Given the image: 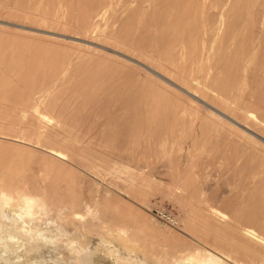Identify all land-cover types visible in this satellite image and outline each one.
Masks as SVG:
<instances>
[{
    "label": "rangeland",
    "instance_id": "rangeland-1",
    "mask_svg": "<svg viewBox=\"0 0 264 264\" xmlns=\"http://www.w3.org/2000/svg\"><path fill=\"white\" fill-rule=\"evenodd\" d=\"M202 1L0 0V120L2 121H0V151L10 152L18 160L27 159L28 164H33L31 166L34 168L31 170L35 173L38 167L34 165L40 164L39 170L49 172L46 179L48 182L63 174L70 180L74 178L72 181L79 190L89 188L90 194L92 190L96 192L99 186L106 221L109 220L110 224H118L116 226L123 231L121 235L114 231L106 236L105 229L109 227V224H106L107 227L104 225L105 228H99L96 233L81 234L73 229L67 232L54 213L48 212L38 220L29 215L24 206L15 202L2 207L4 218H0L1 223L7 226L13 224V228L17 230L23 225L35 230L37 241L71 254L88 264H161L171 260L179 251L197 253L198 249L202 248L218 255L229 264H240L228 256L233 253L231 247L221 249L220 244H216L212 229L222 223L220 220L227 221L231 205L238 206L240 201L238 191L241 193V190L238 189L236 181L241 174L242 178H240L243 180L249 176L248 173L252 168L260 171L255 187L264 188L262 143L264 125L249 119L244 112L245 109L235 108V103L232 107L223 106L224 103L221 104L212 87L216 83L215 76L227 78L235 71L232 64L237 60V56L250 58L245 55L247 45L240 39L242 31L248 32L252 29L245 27L247 22L243 23L242 27L239 25L236 27L233 18L243 13L240 10L242 3L234 6L236 2H232L225 7L227 33L224 30L225 33L220 34L222 38L220 39L219 36L216 43L213 42L212 34H208L210 24L208 19L211 12L216 14L214 11L218 9V2L217 0ZM234 8H237L235 13L231 12ZM208 13L210 15H207ZM206 15L209 17L206 18ZM229 21L230 23L233 21L234 25ZM201 31H204V35ZM255 34L261 35L264 39V34L257 32ZM209 38L212 40L211 43L208 42ZM226 39L232 42L229 43ZM182 43L187 45H180ZM235 43H239L241 47H238L239 44L234 46ZM180 46L185 47L181 49ZM133 47L137 49L136 52ZM209 51L212 54H209ZM149 52L153 54L154 59L157 56V63L151 55H147ZM221 53L223 59L226 57L229 62L221 59ZM233 55L234 58H231ZM200 57L201 59L204 57L205 63L200 62ZM160 60L164 63H159ZM212 60L216 62L215 65ZM198 62L201 66L204 64L201 69L199 68L200 70H197L200 66ZM156 65H160L163 69L160 70ZM168 65L177 68L179 72L183 69L188 71L195 68L197 71H194L199 75V79L193 82L197 85L196 89L191 87L190 83L181 80L176 73H172L174 71L168 68ZM184 66L188 68L185 69ZM205 66L211 69L208 70L204 68ZM204 71L206 73H203ZM207 77H210L209 80ZM199 80L204 82L200 81L202 82L200 84ZM258 86L256 95L264 94V81ZM53 91L57 93L51 95ZM40 94L42 95L39 96ZM31 97L36 98L32 100ZM35 100L40 102L36 103ZM52 104L56 107L54 108ZM217 109L226 114V118L232 120L236 126L239 125L238 127L244 129L246 134L237 131L229 123L219 120L213 114V112L219 113ZM39 110L43 111L39 112ZM42 114H45L46 119ZM17 115L21 116L18 122ZM60 115L61 118L64 117L60 119L64 120L63 122H58L57 117L60 118ZM26 117L32 119L29 120L31 123ZM47 118H51L54 123ZM26 120L28 124H24ZM70 123L72 127L77 124L76 129L71 127L70 130L68 125ZM7 130H11L10 135ZM18 132L20 136L17 135ZM23 132L26 135H21ZM53 132L55 137L59 134L58 137L62 135L60 138L67 137L71 140L79 138L81 143L84 141V145H88L94 155H99L101 158L98 159L95 155L91 160H86L59 145L55 146L66 152L67 157H56L53 149H50L49 144L46 143L48 139L43 136L49 134L54 136ZM27 133L31 136L29 137ZM247 134L260 140L251 138ZM33 151L37 153L36 157ZM259 157H263V162H257ZM33 161H36V164ZM65 165L68 167L66 168ZM118 166L122 167L123 171L120 177L105 176L113 170V167ZM187 169H189L188 173ZM252 185L250 188L253 189ZM92 186L97 188L93 189ZM95 192L92 194L97 196ZM236 192L237 195L234 194ZM224 193L226 194L223 195ZM236 198L238 202L234 200ZM220 201L221 203L223 201V205ZM241 204L247 205L251 210L256 208L254 203L247 199ZM109 217L110 219L113 217V220ZM122 239L127 240L126 244L121 241ZM77 248L79 252L77 250L76 253L74 249Z\"/></svg>",
    "mask_w": 264,
    "mask_h": 264
},
{
    "label": "bare ground",
    "instance_id": "bare-ground-1",
    "mask_svg": "<svg viewBox=\"0 0 264 264\" xmlns=\"http://www.w3.org/2000/svg\"><path fill=\"white\" fill-rule=\"evenodd\" d=\"M201 2H203L201 0ZM217 6L218 9L214 11V13L216 14H212L211 15L208 13L207 15H210V18L208 20H210V24H209V31L208 34L211 35L212 34V40L213 42H215L219 36L220 39L222 38V32H224V30L226 29V20H227V8H225L226 6H228L229 3L232 2H236L234 4V6L240 5L241 3V12L240 15L235 16L233 18V20H235V25L236 27L239 25V27L247 22V26L245 27H250V29H252L251 31L248 30V32L246 31H242L239 32L241 33V41L243 42V44L247 45V54L250 58L247 59L246 57H238L237 56V60L232 64L233 67H235V71L232 74H229L227 78H220L218 76H215V82H213L214 86L216 88H214V86L212 87V89L214 90L217 98L221 101V104L226 106V108L228 106L232 107V105H234V103L236 104L235 108L239 107V108H244L245 109V114L246 116L251 119L254 122H260L262 123V125H264V94L262 95H256V91H257V87H259L258 85L261 84L264 81V39L260 36H257L255 34V32L261 34H264V0H217ZM70 3V2H69ZM181 3V2H180ZM214 3V2H213ZM97 5V4H96ZM95 5V6H96ZM180 6H182L181 4H179ZM199 5V3H198ZM201 6V5H200ZM198 7V6H197ZM208 8V7H207ZM213 8V7H212ZM238 8V7H237ZM237 8H234L231 12H236ZM179 9V8H178ZM190 9L191 6H190ZM209 9V8H208ZM231 9V8H229ZM239 9V8H238ZM199 9H197L198 12ZM226 10V11H225ZM239 10V12H240ZM225 11V12H224ZM190 12V11H189ZM196 12V14H197ZM210 12V11H208ZM238 13V11H237ZM206 14V13H205ZM206 15V18L209 17ZM231 15V14H230ZM237 15V14H236ZM234 16V15H233ZM205 18V20H206ZM229 18V17H228ZM89 19V18H88ZM198 19V17H197ZM230 20V19H228ZM204 21V20H203ZM189 22V21H188ZM198 22V21H197ZM205 22V21H204ZM88 23V22H87ZM150 23V22H149ZM207 24V22H205ZM204 23V24H205ZM230 23V21H229ZM233 23V21H232ZM230 23V24H232ZM153 24V23H151ZM203 24V25H204ZM234 25V23L232 24ZM196 26V25H195ZM206 26V25H205ZM208 26V24H207ZM80 27V26H79ZM188 27V26H187ZM203 27V26H202ZM201 27V28H202ZM234 27V26H233ZM242 27V26H241ZM186 28V27H185ZM208 28V27H207ZM187 29V28H186ZM198 29L199 26H198ZM249 29V28H248ZM79 30V29H78ZM193 30L195 31V28L193 27ZM204 30V29H203ZM153 31V30H152ZM199 31V30H198ZM206 31V30H205ZM202 32V31H201ZM226 32V30H225ZM224 32V33H225ZM233 32V31H232ZM236 32V31H235ZM261 32V33H260ZM195 33V32H194ZM197 33V31H196ZM204 35V31L202 32ZM227 33V32H226ZM186 34V33H185ZM200 34V33H199ZM221 34V35H220ZM258 34V35H259ZM154 35V33L152 34ZM230 35V34H227ZM108 36V35H107ZM195 36V35H193ZM200 36V35H199ZM207 36V35H206ZM233 36L234 33H233ZM198 37V36H197ZM201 37V36H200ZM205 38V36H203ZM210 37V36H209ZM231 37V35L229 36ZM264 37V35H263ZM141 38V37H139ZM138 38V39H139ZM203 38V39H204ZM228 38V37H227ZM232 38V37H231ZM157 39V38H156ZM160 39V38H159ZM158 39V41H159ZM194 39V38H193ZM219 39V40H220ZM151 40H152V36H151ZM201 40V39H200ZM210 40V38L208 39ZM207 40V41H208ZM208 41L211 43V41ZM228 40V39H226ZM115 41V40H114ZM157 41V42H158ZM187 41V40H186ZM203 40H201L202 42ZM229 41V40H228ZM238 41V40H236ZM120 42V41H119ZM196 42V41H195ZM200 42V43H201ZM204 42V41H203ZM221 42V40H220ZM232 41H229V43ZM233 42H235V40L233 39ZM240 42V41H239ZM242 42L240 43L242 45ZM141 43V42H140ZM156 43V42H155ZM159 43V42H158ZM216 43V42H215ZM225 43V42H224ZM228 43V42H227ZM226 43V44H227ZM228 43V44H229ZM152 44V43H151ZM160 44V43H159ZM165 44V42L163 43ZM189 44V43H188ZM194 44V43H193ZM205 44V43H204ZM203 44V46H204ZM220 44V43H219ZM227 44V46H228ZM233 44V43H231ZM236 44L239 43H235L234 46ZM239 44L238 47H241V45ZM147 44H145L146 46ZM169 45V44H168ZM180 45H185V44H180ZM187 45V44H186ZM185 45V46H186ZM195 45V44H194ZM193 45V46H194ZM210 45V44H209ZM225 45V44H223ZM127 46V45H126ZM159 46V45H158ZM162 46V45H161ZM164 46V45H163ZM185 46H182V48H184ZM202 46V45H201ZM200 46V47H201ZM214 46V45H213ZM212 46V47H213ZM226 46V45H225ZM237 46V45H236ZM206 47V46H205ZM220 47V46H219ZM224 47V46H223ZM134 48V47H133ZM147 48V47H146ZM145 48V49H146ZM154 48V46H153ZM181 48V46H180ZM181 48V49H182ZM187 48V47H186ZM185 48V49H186ZM208 48V46H207ZM206 48V49H207ZM211 48V46H210ZM222 48V45H221ZM225 48V47H224ZM135 49V48H134ZM159 49V48H158ZM163 49V48H162ZM180 49V50H181ZM195 49V48H194ZM205 49V50H206ZM137 49H135L134 51L136 52ZM149 50V49H148ZM223 50V49H222ZM221 50V51H222ZM226 50V49H225ZM231 50V49H230ZM236 50V49H234ZM244 50H246L244 48ZM141 51V50H140ZM160 51V50H159ZM195 51V50H194ZM213 51V50H212ZM217 51V50H216ZM227 51V50H226ZM242 51V50H241ZM152 52V51H151ZM158 52V51H157ZM177 52V51H176ZM185 52V50H184ZM183 52V53H184ZM203 52V51H202ZM214 52V51H213ZM223 52V51H222ZM211 52L209 51V54ZM224 53V52H223ZM229 53V51H228ZM242 53V52H241ZM158 54V53H157ZM175 54V53H174ZM173 54V55H174ZM181 54V51L180 53ZM203 54V53H202ZM201 54V55H202ZM212 54V53H211ZM215 54V53H213ZM218 54V52H217ZM148 56L153 54H150V52L147 54ZM186 55V54H185ZM196 55V54H195ZM206 56V53L204 54ZM216 55V54H215ZM222 55V53H221ZM227 55V54H226ZM161 56V55H160ZM203 56V55H202ZM225 56V53H224ZM115 57V56H114ZM157 56L152 57V59L155 60V63H157L156 58ZM183 57V56H180ZM194 57V56H193ZM213 57V56H212ZM216 57V56H215ZM228 57V56H227ZM230 57V56H229ZM162 58V57H161ZM160 58V59H161ZM234 58V55L233 57ZM180 59V58H179ZM193 59V58H192ZM204 59V57L201 59L200 57V62H202ZM207 59V58H206ZM222 60L226 59V57L223 59V55L221 57ZM220 59V60H221ZM158 60V59H157ZM183 60V58L181 59ZM214 60V59H213ZM212 60V61H213ZM216 60V59H215ZM228 61V59H226ZM172 61V60H171ZM195 61V59H194ZM163 61H159V63H161ZM178 62V61H177ZM188 62V61H187ZM209 62V61H208ZM206 62V63H208ZM225 62V61H224ZM229 62V61H228ZM231 62V60H230ZM151 63H154V61ZM164 63V62H163ZM196 63V62H195ZM194 63V64H195ZM199 63V62H198ZM202 63H205L204 61ZM214 63V61H213ZM212 63V64H213ZM216 63V62H215ZM215 63L213 65H215ZM140 64V63H139ZM171 64V63H170ZM173 64V62H172ZM187 64V63H186ZM209 64V63H208ZM211 64V62H210ZM228 64V63H227ZM153 65V64H152ZM200 66L197 67V70H200V67H203L204 64L199 63ZM136 66V65H135ZM154 66V65H153ZM160 70L161 66H163V64L160 66ZM156 65V67H158ZM189 66V65H188ZM210 66V65H208ZM207 66V67H208ZM225 66V65H224ZM229 66V65H228ZM227 66V67H228ZM155 67V68H156ZM168 68L170 67L169 65L167 66ZM166 67V68H167ZM194 67V66H193ZM226 67V66H225ZM225 67L222 66V68L225 69ZM180 68V67H179ZM185 68V66H184ZM188 67H186L185 69H187ZM200 68V69H199ZM206 68V66L204 67ZM170 69L174 72L172 73H176V75L180 76V79L183 81H186L187 83H190L194 89H196L195 87L197 86L195 83H193L196 79L198 78V73H196L195 68H192L188 71H183L179 72L178 70H176L175 68L170 67ZM208 69V68H206ZM211 68L209 67L208 70H210ZM215 69V68H214ZM228 69H230L228 67ZM182 70V69H181ZM195 70V71H194ZM205 70V69H204ZM219 70V69H217ZM227 70V69H226ZM225 70V71H226ZM207 71V70H206ZM206 71H204L203 73H206ZM212 71V70H211ZM220 71V70H219ZM15 72V71H14ZM214 72V71H213ZM41 73V72H40ZM200 73V71H199ZM202 73V74H203ZM208 73V72H207ZM12 74V73H11ZM201 74V76H202ZM211 74V73H210ZM219 74V73H218ZM207 75V74H206ZM209 75V74H208ZM207 75V76H208ZM261 75V76H260ZM51 76V75H50ZM131 76V75H130ZM205 76V74H204ZM203 76V77H204ZM148 77V76H147ZM212 77V76H210ZM209 77V78H210ZM41 78V77H40ZM154 78V77H153ZM171 78V77H170ZM208 78V77H207ZM208 78V80H209ZM46 79V78H45ZM54 79V78H53ZM201 79V78H200ZM205 79V78H203ZM63 80V79H62ZM132 80V79H130ZM159 80V79H158ZM206 80V79H205ZM207 80V81H208ZM40 81V80H39ZM42 81V80H41ZM64 81V80H63ZM202 81L204 82V80H199V82ZM212 81V79H211ZM43 82V81H42ZM59 82V81H58ZM61 82V81H60ZM59 82V83H60ZM198 82V83H199ZM200 82V84L202 83ZM63 83V82H62ZM67 83V82H66ZM183 83V82H182ZM207 83V82H206ZM54 84V83H53ZM50 84V85H53ZM165 84V83H164ZM212 83H209V85H211ZM212 84V85H213ZM31 85V84H30ZM211 85V86H212ZM27 85H25L26 87ZM47 87L50 88V86L46 85ZM57 86V85H56ZM261 86V85H260ZM46 87V88H47ZM68 87V86H67ZM113 87V86H112ZM204 88H207V86H203ZM210 87V86H209ZM208 87V88H209ZM262 87V86H261ZM56 88V87H55ZM53 88V89H55ZM170 88V87H168ZM32 89V88H31ZM26 90V89H25ZM169 90V89H168ZM31 92V90H29ZM156 91V90H155ZM173 90H171L172 92ZM10 92V91H9ZM46 92V91H45ZM57 93V91H53L51 95ZM212 92V90H211ZM246 92V93H245ZM248 92V93H247ZM203 93V92H201ZM34 94V93H32ZM114 94V93H113ZM199 94V93H198ZM214 94V93H213ZM215 94L213 96H215ZM245 94V96H243ZM248 94V95H247ZM35 95V94H34ZM42 94H40L39 96H41ZM50 95V94H49ZM50 95V98L52 97ZM200 95V94H199ZM242 95V96H241ZM183 96V95H182ZM216 96L214 97L217 101ZM45 97V96H44ZM181 97V96H180ZM36 98V97H35ZM34 98V99H35ZM49 98V97H48ZM130 98V96H129ZM32 99V97H31ZM32 99V100H34ZM205 99V98H203ZM42 100V99H41ZM45 100V99H44ZM184 100V99H183ZM218 100V101H219ZM48 101V100H46ZM36 102V100H35ZM40 102V101H38ZM36 102V103H38ZM10 103V102H9ZM34 103V101L32 102V104ZM43 103V102H42ZM48 103V102H47ZM220 103V102H219ZM45 104V101H44ZM50 104V103H49ZM24 105V104H23ZM48 105V104H47ZM54 107V104H52ZM51 105V106H52ZM188 105V104H187ZM25 106V105H24ZM65 106V105H64ZM16 107V106H15ZM19 107V106H18ZM23 107V106H21ZM27 107V106H26ZM36 107V106H35ZM50 107V106H49ZM56 107V106H55ZM54 107V108H55ZM107 107V106H106ZM104 107V108H106ZM25 108V107H24ZM23 108V109H24ZM32 108H34L32 106ZM31 108V111H32ZM46 108V107H44ZM52 108V107H51ZM73 108V107H72ZM92 108V107H91ZM238 108V110H240ZM8 109V108H7ZM11 109V108H10ZM17 108H15L16 110ZM42 109V108H41ZM87 109V108H86ZM123 109V108H122ZM192 109V108H191ZM25 110V109H24ZM45 110V109H44ZM53 110V109H52ZM71 110V109H70ZM106 110V109H105ZM104 110V111H105ZM193 110V109H192ZM218 110V109H217ZM7 111V110H6ZM43 111V110H39ZM73 111V110H72ZM78 111V110H77ZM219 111V110H218ZM16 112V111H15ZM7 113V112H6ZM45 113V112H44ZM88 113V112H87ZM99 113V112H97ZM135 113V112H134ZM8 114V113H7ZM21 114V113H20ZM27 114V113H26ZM29 114V113H28ZM41 114V113H39ZM64 114V113H63ZM170 114V113H169ZM204 114V113H203ZM213 114L219 118V120L226 122L227 124L229 123L232 127H234L235 129H237V131L241 132V133H245L246 131L243 129H241L240 127L236 126L235 123L232 122V120L227 119L226 114H224L223 112L219 111V113L213 112ZM223 114V115H222ZM10 115V114H9ZM16 115V113H15ZM45 117V114H42ZM102 115V114H101ZM213 115V116H214ZM19 116V115H17ZM33 116V115H32ZM31 116V117H32ZM37 116V115H36ZM48 116V115H47ZM94 116V115H93ZM103 116V115H102ZM15 117V116H14ZM13 117V119H14ZM21 116H19L17 119V122L20 121ZM53 117V116H52ZM69 118V116H67ZM104 117V116H103ZM163 117V116H162ZM215 117V118H216ZM28 119V121L31 119H29V117H26ZM64 118V117H62ZM60 118L57 117L58 122L62 121ZM213 118V117H212ZM15 119V120H16ZM34 119V118H33ZM40 119V118H39ZM51 118H47L48 121L52 122ZM56 119V120H57ZM67 119V118H66ZM128 119V118H126ZM233 119V118H232ZM32 120V119H31ZM68 120V119H67ZM66 120V121H67ZM162 120V119H161ZM171 120V119H170ZM213 120V119H212ZM1 121V120H0ZM26 120V122L24 121V124H26L28 122ZM47 121V122H48ZM64 121V120H63ZM62 121V122H63ZM73 121V120H72ZM214 121V120H213ZM234 121V120H233ZM2 122V121H1ZM17 122H13L15 124H18ZM30 122V121H29ZM46 122V123H47ZM133 122V121H132ZM147 122V121H146ZM235 122V121H234ZM21 123V122H20ZM31 123V122H30ZM29 123V124H30ZM33 123V122H32ZM54 123V121L52 122ZM66 123V122H65ZM64 123V126H65ZM73 123V122H72ZM79 123V122H76ZM215 123V122H214ZM220 123V121H219ZM14 124V125H15ZM24 124H20V125H24ZM28 124V123H27ZM35 124V123H34ZM67 124V123H66ZM218 124V122H217ZM216 124V125H217ZM9 125V124H7ZM60 125V124H59ZM63 125V124H62ZM70 125L69 128L71 130V123L68 124ZM77 125V124H75ZM75 125L72 127L74 128ZM27 126V125H25ZM35 126V125H34ZM39 126V125H38ZM79 126V125H78ZM195 126V125H194ZM40 127V126H39ZM37 127V128H39ZM42 127V126H41ZM40 127V128H41ZM52 127V126H51ZM67 127V126H65ZM77 127V126H76ZM76 127L74 129H76ZM82 127V126H81ZM159 127V126H158ZM205 127V126H204ZM262 127V126H261ZM9 128V127H6ZM35 128V127H34ZM62 128L65 130V128L62 126ZM84 128V127H83ZM169 128V127H168ZM212 128V127H211ZM219 128V127H218ZM10 129V128H9ZM8 129V130H9ZM46 129V128H44ZM56 129V128H55ZM59 129V128H57ZM61 129V128H60ZM79 129V128H78ZM159 129V128H158ZM201 129V128H200ZM240 129V130H239ZM7 130V131H8ZM14 130V128H13ZM12 130V132H13ZM34 130V129H33ZM73 130V129H72ZM84 130V129H83ZM86 130V129H85ZM195 130H197V128H195ZM6 131V130H5ZM11 131V130H10ZM10 131H8L7 133H9ZM25 131V130H24ZM32 131V130H31ZM45 131V130H44ZM50 131V130H49ZM61 131V130H60ZM67 131V130H66ZM141 131V130H140ZM163 131V130H162ZM15 132V130H14ZM13 132V134H15ZM21 132V131H20ZM47 132V130L45 131ZM65 132V131H64ZM81 132V131H80ZM83 132V131H82ZM1 133V132H0ZM6 133V132H5ZM11 133V132H10ZM10 133L8 135H10ZM19 133V132H18ZM25 132L21 133V135H26ZM50 133V132H48ZM54 133V132H53ZM70 133V132H69ZM87 133V130H86ZM109 133V132H108ZM141 133V132H140ZM149 133V132H148ZM217 133V132H216ZM259 133V132H258ZM28 134V133H27ZM68 134V133H67ZM84 134V133H83ZM82 134V135H83ZM110 134V133H109ZM136 134V133H135ZM246 134V133H245ZM250 134V133H249ZM20 136V133L17 134ZM41 135V134H40ZM72 135V134H70ZM218 135V134H217ZM248 135V134H247ZM29 136V134H28ZM28 136H22V137H27ZM31 136V135H30ZM29 136V137H30ZM46 136L47 142L49 144V148L53 149L54 154L56 157L58 158H65L67 157V153L62 151V149H57V145H59L60 147H63L65 149H67V151H70L72 153H76L79 154V156H82L84 159L86 160H91L92 156L94 157V153L91 152L90 148L88 147V145H84V141L81 143V140L75 139V140H71L68 139L67 137L64 138H60L62 137V135L60 137L59 134L58 136L56 135L55 137V133L54 136L51 134L49 135H43ZM74 136V135H73ZM80 136V135H79ZM87 136V135H86ZM101 136V135H100ZM212 136V135H211ZM251 138H255L256 140H258L256 137H252V135H248ZM12 137H14L12 135ZM77 137V136H76ZM160 137V135H159ZM200 137V136H199ZM222 137V136H220ZM259 137V136H258ZM26 138V139H27ZM73 138V137H72ZM85 138V136H84ZM103 138V137H102ZM109 138V137H108ZM210 138V137H209ZM250 138V139H251ZM36 139V138H35ZM39 139V138H37ZM160 139V138H159ZM228 139V138H227ZM226 139V141H227ZM254 139V140H255ZM29 140V139H28ZM41 140V139H40ZM45 140V141H46ZM87 140V139H86ZM98 140H99V136H98ZM115 140V139H114ZM135 140V139H134ZM146 140V139H145ZM144 140V141H145ZM255 140V141H256ZM260 140V139H259ZM30 141V140H29ZM38 141V140H36ZM106 141V140H105ZM221 141V140H219ZM230 141V140H229ZM236 141V140H235ZM31 142H33V140L31 139ZM42 142V141H41ZM40 142V143H41ZM44 142V141H43ZM87 142V141H86ZM85 142V143H86ZM95 142V140H94ZM101 142V141H100ZM104 142V139L103 141ZM140 142V141H139ZM257 142V141H256ZM37 144V142H35ZM45 143V142H44ZM42 143V144H44ZM147 144V142H145ZM144 143V144H145ZM204 143V142H203ZM206 143V142H205ZM222 143V142H220ZM264 145V142H262ZM78 144H80V146H78ZM105 144V143H104ZM109 144V143H108ZM138 144V143H137ZM231 144V143H230ZM8 145V144H7ZM46 145V144H45ZM56 145V146H55ZM118 145V144H117ZM205 145V144H204ZM255 145H257L255 143ZM261 145V143H260ZM17 146V145H16ZM15 146V147H16ZM21 146V145H19ZM43 146V145H42ZM58 146V147H59ZM96 146V145H93ZM112 146V145H111ZM130 146V144H129ZM146 146V145H145ZM209 147V144L207 145ZM230 146V145H229ZM24 147V146H23ZM47 147V146H46ZM79 147V148H78ZM17 148V147H16ZM15 148V149H16ZM25 148V147H24ZM30 148V147H29ZM95 148V147H94ZM92 147V149H94ZM148 148V147H147ZM183 148V147H182ZM210 148V147H209ZM243 148V147H242ZM247 148V145H246ZM3 149V148H2ZM14 149V150H15ZM42 149V148H41ZM110 149V148H109ZM118 149V148H117ZM149 149V148H148ZM185 149V148H184ZM221 149V148H220ZM219 149V150H220ZM22 150V149H21ZM21 150L19 153H21ZM33 150V148H32ZM96 150V149H94ZM93 150V151H94ZM163 150V149H162ZM218 150V149H217ZM259 150V149H258ZM5 151V150H4ZM12 151V150H11ZM28 151V150H27ZM36 151V150H34ZM33 151V152H34ZM97 151V150H96ZM100 151V150H99ZM130 151V150H129ZM198 151V150H197ZM244 151V148H243ZM246 151V150H245ZM16 152V150H15ZM23 152V150H22ZM32 152V151H31ZM39 152V151H38ZM83 153H87L82 154ZM95 152V151H94ZM108 152V150H107ZM111 152V151H109ZM233 152V151H232ZM235 152V151H234ZM239 152V151H238ZM28 153V152H27ZM101 153V152H99ZM130 153V152H129ZM160 153V152H159ZM249 153V152H248ZM30 154V153H29ZM40 154V153H39ZM107 154V153H106ZM166 154V153H165ZM243 154V153H241ZM34 155L36 157L37 153L34 152ZM43 155V154H41ZM45 155V154H44ZM43 155V156H44ZM73 155V154H72ZM75 155V154H74ZM102 155V154H100ZM104 155V154H103ZM169 155V154H168ZM199 155V154H198ZM252 155V153H251ZM27 156V155H26ZM48 156V155H46ZM119 156V155H118ZM229 156V155H228ZM19 157V156H17ZM29 156H27L28 158ZM42 157V156H41ZM100 157L99 155H96V158ZM105 157V156H104ZM181 157V156H180ZM240 157V156H239ZM251 157V156H250ZM54 158V157H53ZM70 158V155H69ZM101 158V157H100ZM111 159H113V157H110ZM119 158V157H118ZM194 158V157H193ZM17 159V158H16ZM10 152H1L0 151V218H4V214L1 211L2 207L6 204H10L11 202H15L20 206H24V209L28 212L29 215H31L32 217H34L35 219L41 218L42 215L49 213H54L57 218L59 219V221L61 222L62 225L65 226V230L70 231L71 229L77 230V232H81L82 233H93V232H98L99 228H105L104 225L109 224V227H107L106 225V229H105V233L106 236L112 234L114 231L120 233H122V229H120L118 226V224H110L108 223V221H106L105 217L106 215L103 213L105 211V209L103 208V204L101 203V194H100V188L99 186H95V188H97L96 192L94 190H92L93 192H95L94 196L92 193L90 194V191L88 190L89 188H84L82 190H79L78 187L75 185V183L73 182L74 178H72V180L68 179L67 175H63L60 174L58 177H56L55 179L52 180V182H48L46 179H48V175L49 172H43L42 170H39V166L40 164H38L39 166L34 165L36 168L38 167L37 172L35 173L32 166L33 164L27 163V159H17L16 160ZM29 159V158H28ZM33 159V158H32ZM99 159V158H98ZM103 159V158H102ZM131 159V158H130ZM172 159V158H171ZM170 159V160H171ZM251 159V158H250ZM249 159V160H250ZM69 160V159H68ZM114 160V159H113ZM127 160V159H126ZM18 161V163H17ZM42 161V160H41ZM61 161V160H60ZM59 161V163H60ZM70 161V160H69ZM193 161V160H192ZM251 161V160H250ZM263 162V157H259V159L257 160V162ZM32 162V161H31ZM34 162V161H33ZM36 162V161H35ZM34 162V164H36ZM68 162V161H67ZM180 162V161H179ZM226 162V161H225ZM39 163V162H38ZM44 163V162H42ZM69 163V162H68ZM129 163V162H128ZM194 163V162H193ZM64 164V163H63ZM121 164V163H120ZM231 164V163H230ZM62 165V164H61ZM68 165V164H66ZM65 165V166H66ZM129 165V164H128ZM228 165V163H227ZM44 166V165H43ZM46 166V164H45ZM53 166V163H52ZM68 166H66L67 168ZM70 167V166H69ZM173 167V166H172ZM192 167V166H191ZM217 167V166H216ZM235 167V166H234ZM239 167V166H238ZM55 168V167H54ZM72 168V167H70ZM132 168V166H131ZM181 168V167H180ZM264 168V167H263ZM124 169V168H123ZM134 169V168H133ZM71 170V169H70ZM126 170V169H125ZM189 169H187V173ZM34 171V172H33ZM194 171V170H193ZM208 171V170H207ZM249 171V170H248ZM259 172L260 171H255L254 168H252V170L250 171L249 176H244L245 180H241V176L242 174L238 177L236 184L238 185V189L241 190L239 194H240V201L238 202V198L234 199L237 200L238 202V206L232 207L231 205V211L229 209V218L227 219V221H223L220 220L222 223L217 224L215 227H213L212 229V236H214V241L220 244L221 249H224L222 247H231V250H233L232 254H229L228 256L231 258H234L238 263L240 264H264V188H260L258 189L257 187H255L257 184V177H259ZM96 173V172H95ZM123 173L122 171V167L118 166L117 168L113 167V170L108 173L105 174L106 177H111L113 176L114 178H118V176L120 177V175ZM130 173V172H129ZM134 173V172H133ZM178 173V172H177ZM186 173V172H185ZM246 173V172H245ZM227 174V173H226ZM262 174V173H261ZM69 175L71 176V172L69 173ZM173 175V174H172ZM131 176V175H129ZM135 176V175H134ZM133 176V177H134ZM261 176V175H260ZM75 177V176H74ZM123 177V176H121ZM178 177V176H177ZM180 177V176H179ZM207 177V176H206ZM241 177V178H240ZM82 178V177H81ZM105 178V177H104ZM185 178V177H184ZM208 178V177H207ZM78 179V178H77ZM124 179V178H123ZM132 179V177H131ZM172 179V178H171ZM175 179V178H174ZM177 179V178H176ZM179 179V178H178ZM205 180V177L203 178ZM92 180V179H91ZM127 180V179H126ZM194 180V179H193ZM210 180V179H209ZM264 180V179H263ZM262 180V181H263ZM93 181V180H92ZM115 181V180H114ZM180 181V180H179ZM178 181V182H179ZM185 181V180H184ZM187 181V180H186ZM207 181V180H206ZM243 181V182H242ZM82 182V180H81ZM190 182V181H189ZM194 182V181H193ZM192 182V183H193ZM208 182V181H207ZM83 183V182H82ZM77 184V183H76ZM136 184V183H135ZM139 184V183H138ZM186 184H188L186 182ZM195 184V183H194ZM253 184V185H252ZM94 185V184H93ZM96 185H98V183H96ZM202 185V184H201ZM205 185V184H204ZM233 185V182H232ZM235 185V184H234ZM250 185H252L250 188ZM261 185V182H260ZM83 186V185H82ZM187 186V185H186ZM196 186V185H195ZM225 186V185H222ZM228 186V185H227ZM189 187V185H188ZM260 187V186H259ZM93 188V186H92ZM93 188V189H95ZM199 188V187H198ZM225 188V187H224ZM229 188V187H228ZM189 189V188H188ZM203 189V188H202ZM235 189V188H234ZM237 189V190H238ZM252 189V190H251ZM231 190V188H230ZM233 190V189H232ZM200 191V190H199ZM111 192V191H110ZM109 193V192H108ZM196 193V192H195ZM229 193V192H228ZM192 194V193H191ZM191 194L189 196H191ZM226 193H224L223 195H225ZM235 195H237V192L234 193ZM231 195V194H230ZM200 196V195H199ZM106 197V196H105ZM193 197V195H192ZM237 197V196H236ZM203 198V197H202ZM235 198V196H234ZM247 199L248 201H252L255 205L256 208L254 209H250L249 207H247V205L242 206V202ZM188 200V199H187ZM199 200V199H198ZM219 201V200H218ZM221 203V201H220ZM223 203V201H222ZM221 203V204H222ZM246 204V203H245ZM252 204V203H251ZM223 205V204H222ZM215 206V205H214ZM218 207V206H217ZM199 208V207H198ZM204 209V208H203ZM205 210V209H204ZM209 210V209H208ZM227 210V209H226ZM82 211H84V213H82ZM212 212V211H211ZM214 212V211H213ZM226 212V211H225ZM224 212V213H225ZM228 212V211H227ZM231 212V213H230ZM115 213V212H114ZM204 213V212H203ZM209 213V212H208ZM6 214V213H5ZM121 213H119L120 215ZM212 214V213H211ZM223 214V213H221ZM226 214V213H225ZM131 215V214H130ZM134 215V214H133ZM224 215V214H223ZM222 215V216H223ZM108 216V215H107ZM118 216V215H117ZM123 216V215H122ZM217 216V215H216ZM220 216V215H219ZM120 217V216H119ZM128 217V215L126 216ZM215 217V216H213ZM224 217V216H223ZM56 218V217H55ZM118 218V217H117ZM125 218V217H124ZM218 218V216L216 217ZM221 218V217H220ZM110 219V217H109ZM116 219V218H115ZM114 219V220H115ZM127 219V218H126ZM222 219V218H221ZM113 220V217L112 219ZM124 220V219H123ZM132 220V219H131ZM203 220V219H202ZM117 221V220H116ZM125 221V220H124ZM129 222V221H128ZM134 222V221H133ZM1 223V222H0ZM126 223V221H125ZM130 223V222H129ZM192 223V222H191ZM197 223V222H195ZM3 224V223H2ZM5 225V224H4ZM11 226H7L9 228H13V224H10ZM121 225V223H119V226ZM127 225V224H126ZM131 225V223H130ZM135 226V225H134ZM29 227V226H28ZM31 227V226H30ZM98 227V228H97ZM121 227V226H120ZM133 227V226H132ZM195 227V226H194ZM134 228V227H133ZM15 229V228H13ZM19 229V228H18ZM70 229V230H69ZM17 230V229H15ZM21 230V231H19ZM18 231L28 235L32 238L35 239V237L37 236V232H35V230L33 231L30 228H26L24 225L23 227H20ZM130 230V229H129ZM133 230V229H132ZM206 230V229H205ZM102 231V230H100ZM206 232V231H205ZM116 233V234H118ZM131 233V230H130ZM101 234V233H100ZM210 234V231H209ZM79 235V234H78ZM104 235V234H103ZM115 235V233H114ZM211 235V234H210ZM105 236V235H104ZM119 236V235H118ZM103 237V236H102ZM116 237V236H115ZM126 237V236H125ZM107 238V237H106ZM127 239V238H124ZM129 239V238H128ZM127 239V240H128ZM37 240V239H36ZM127 240H121L124 241L126 244ZM131 240V239H130ZM200 241V240H199ZM202 241V240H201ZM206 244V243H205ZM124 245V243H123ZM72 246V245H71ZM127 247V246H126ZM80 248V247H79ZM79 248L74 249L75 252L77 253V250L79 252ZM85 248V247H84ZM71 249V248H69ZM73 250V249H72ZM73 250V251H74ZM83 251V250H82ZM67 254V253H66ZM71 257H75L71 254H67ZM77 258V257H75ZM79 259V258H78ZM80 260V259H79ZM82 261V260H81ZM85 263L88 264V262L83 261ZM229 264L228 262H226L225 260H223L221 257H219L218 255H214L213 253H211L208 250L205 249H198L197 253H192L191 251L189 252H184V251H179L176 254L173 255L172 259L169 260L168 262H162L161 264Z\"/></svg>",
    "mask_w": 264,
    "mask_h": 264
},
{
    "label": "water",
    "instance_id": "water-1",
    "mask_svg": "<svg viewBox=\"0 0 264 264\" xmlns=\"http://www.w3.org/2000/svg\"><path fill=\"white\" fill-rule=\"evenodd\" d=\"M0 264H87L0 223Z\"/></svg>",
    "mask_w": 264,
    "mask_h": 264
}]
</instances>
